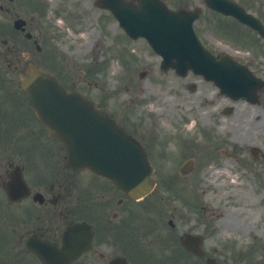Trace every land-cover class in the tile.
Masks as SVG:
<instances>
[{
    "label": "rangeland",
    "instance_id": "rangeland-1",
    "mask_svg": "<svg viewBox=\"0 0 264 264\" xmlns=\"http://www.w3.org/2000/svg\"><path fill=\"white\" fill-rule=\"evenodd\" d=\"M48 1L50 11L44 17L48 28L43 45L46 47L44 55L51 58L49 68L55 70L58 66L68 67L69 77H64L67 85L78 83V87L83 88L90 97L108 106L119 118L122 117L130 128L137 126L135 136L148 146L158 179L168 177L169 181L174 182L171 180L174 174L178 182V187L173 183L174 187L190 203L187 208L178 202L177 197L173 196L177 189L171 192L159 186L152 198L163 207L162 218H166V223L175 211L178 215L175 231L179 230V226L203 231L206 246L212 250L217 247L225 249L227 244L234 245L236 250H245L252 235L264 242V160L250 159L253 170L260 173V176L246 169L248 176L243 180L245 187L237 188L233 196L230 195L231 190H216L212 183L214 178L208 174L211 161L208 156L201 157L207 151L203 147L213 150L218 148L215 160L221 166L233 170L239 164L242 165L244 161H240L242 164L236 161L240 157L247 161L245 151L248 145L263 144L264 147V107L251 106L245 101L233 103L219 96L216 87L205 81L198 80L196 91H191L187 86L190 77L180 79L173 73L161 72L160 57L143 41L128 43L129 40L123 36L116 20L104 11L92 9L90 0ZM199 29L205 39L213 41L212 47L218 51H245L243 48L231 47L228 43L224 44L230 47H217V42L223 40L208 31L203 23L199 24ZM6 66L0 60V71L6 69ZM99 66L102 68L99 69ZM143 70L148 72L146 77L141 78ZM16 78L13 73L8 75L11 84L7 90L10 89L11 93L17 92ZM16 98L12 94L4 95L1 105L7 117L1 118L0 115V123L5 124L3 121L10 118L13 130L16 121L17 124L25 123L22 124L25 132V128L31 125L28 121L31 115L25 112L28 117L24 118L25 114L19 112L21 107ZM232 104L235 105L233 115H225L223 109ZM36 128L41 130L37 123L34 124V131ZM25 134L21 138L8 136L9 139H4V142L0 140V179L7 158L13 156L28 164L31 157L28 153L37 150ZM153 137L157 139L158 145L148 139ZM190 142L193 144H188ZM183 147L187 148L185 161L190 156L197 167L188 175L175 171V167L180 166L184 160L181 157ZM220 149L233 151V155L223 157ZM170 152H173L174 157ZM200 207L201 212L195 211ZM19 208L23 207H8L0 188L1 231H6L9 223L7 210L11 212L16 209V222L17 214H23ZM142 211L145 212V209ZM180 215L188 217L185 223ZM146 217L151 218V213L147 212ZM202 220L206 222L201 223ZM225 254L232 257V253L225 251ZM98 261L97 257L91 256L81 263Z\"/></svg>",
    "mask_w": 264,
    "mask_h": 264
},
{
    "label": "water",
    "instance_id": "water-1",
    "mask_svg": "<svg viewBox=\"0 0 264 264\" xmlns=\"http://www.w3.org/2000/svg\"><path fill=\"white\" fill-rule=\"evenodd\" d=\"M109 7L129 35L146 38L163 57V68L172 66L181 74L193 69L215 80L234 98H250L254 91L253 78L238 72L245 79L235 86L226 68L230 61L226 57L215 59L202 47L193 33L191 16L171 13L156 2L139 9L128 4L119 8L116 2ZM20 80L41 122L65 144L70 164L110 178L131 197L141 198L151 192L155 182L150 177L152 167L146 153L104 109H98L76 91H67L54 76L36 65L28 66ZM17 180L23 185L22 179L17 177ZM91 238L90 228L76 225L68 228L63 250L52 251L49 246L47 249L52 254L41 253L34 246L30 250L44 264H70L88 250Z\"/></svg>",
    "mask_w": 264,
    "mask_h": 264
},
{
    "label": "flooded vegetation",
    "instance_id": "flooded-vegetation-1",
    "mask_svg": "<svg viewBox=\"0 0 264 264\" xmlns=\"http://www.w3.org/2000/svg\"><path fill=\"white\" fill-rule=\"evenodd\" d=\"M162 1L174 10L198 8L202 17L207 14L220 15L208 7L215 3L214 0ZM234 1L246 11L260 17L264 23V0ZM136 4H139V0H136ZM43 13L44 8L34 7L29 0H0V16H7L9 22H0V32L10 31L9 43L14 49L21 47L28 34H32L31 37L34 38L38 37V33L40 39H43L42 22L27 18L35 14L43 16ZM16 22L20 23L16 26ZM42 62L39 61L41 64ZM263 67L261 65L251 68L258 77L264 78ZM35 154L37 158L29 163V170L26 165L24 167V172H29L27 182L30 187L29 197L19 202L25 204L24 215L15 222L14 211L8 214V228L11 232L8 235V254L16 252L32 256L26 246L33 236L48 239L61 246L63 232L69 224L86 222L95 231L93 248L87 255L100 256L102 264H110L113 259L126 255L129 256V264L151 263L150 259L141 263L130 257L139 245L154 243L153 230H150L140 216L143 201L128 198L110 182L89 171L66 167V160L54 155L46 145H38ZM147 255H151V252L146 249ZM208 256H193L192 264H203ZM157 262L158 260L153 264H158ZM219 262L226 264L221 260Z\"/></svg>",
    "mask_w": 264,
    "mask_h": 264
},
{
    "label": "bare ground",
    "instance_id": "bare-ground-1",
    "mask_svg": "<svg viewBox=\"0 0 264 264\" xmlns=\"http://www.w3.org/2000/svg\"><path fill=\"white\" fill-rule=\"evenodd\" d=\"M222 172H217L214 176L215 179L213 180V183L216 182V178L221 174ZM221 192L227 191V190H231L230 195H234L236 192L235 190L237 188L240 187L239 183L237 182V180H233V181H229V180H224L218 184L215 185Z\"/></svg>",
    "mask_w": 264,
    "mask_h": 264
}]
</instances>
